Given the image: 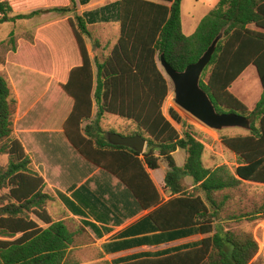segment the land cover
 <instances>
[{"label":"trees","instance_id":"1","mask_svg":"<svg viewBox=\"0 0 264 264\" xmlns=\"http://www.w3.org/2000/svg\"><path fill=\"white\" fill-rule=\"evenodd\" d=\"M182 1L119 0L88 13L86 19L78 12L77 0L28 13H15L10 0H0V24H16L47 10L68 15L82 58L61 86L74 100L64 122L68 139L84 158L121 180L143 208H152L132 235L157 231L170 232L171 237L193 231L206 235L196 247L120 264H250L259 251L258 241L251 231L226 226L221 212L228 201L236 202L245 181L264 184V0H219L190 35L182 29ZM96 20L119 21L118 39L103 59L91 57L87 46V38H93L89 22ZM222 30L224 37L204 69L201 85L219 112L252 118L249 132L221 138L237 155L239 165L234 167L225 163L207 166L206 147L190 125L173 107L169 115L183 125L182 132L164 114L163 104L171 89L158 65L164 54L175 69L184 70ZM15 34L13 29L9 39L14 52ZM0 61L4 64L6 58L0 56ZM250 65L256 67L262 85L253 108L231 90ZM18 104L7 74L0 72V155H8L7 165L0 168V188L8 189L0 202V264H80L72 257L75 233L49 212L47 206L54 197L44 191V178L33 169L31 155L15 136ZM94 109V124L83 131L82 124L92 119ZM106 113L136 125H122L120 133L143 135L147 141L143 152L109 141V133L117 130L112 125L108 129L101 126ZM96 128L101 133L92 131ZM179 148L186 154L181 166L173 156ZM161 159L169 166L164 180L169 191L166 200L147 171L158 168ZM188 176L192 184L186 182ZM247 216L264 219V202L249 212H231L229 217L241 220Z\"/></svg>","mask_w":264,"mask_h":264},{"label":"crops","instance_id":"2","mask_svg":"<svg viewBox=\"0 0 264 264\" xmlns=\"http://www.w3.org/2000/svg\"><path fill=\"white\" fill-rule=\"evenodd\" d=\"M94 1L89 0L87 3H82L77 0L79 13L86 19L89 18L88 13L98 11L103 6L119 0H97L96 3ZM114 22L119 23L114 20H96L89 22V25ZM250 27L255 28L254 25H250ZM87 46L90 52L88 42ZM81 63L82 61L76 58L75 62L67 66L68 79L71 69ZM250 66L235 81L243 80L245 90L248 86L247 77L243 79V76ZM56 73L57 71L51 78L57 82L56 87L62 89V84L68 79L67 81L60 80ZM235 82L231 87L232 91ZM235 94L246 99V104L249 101L250 104H247L249 108H253L261 97V95L255 98L254 96L247 97V95L243 97V95ZM60 96L59 94V98ZM61 98H56V102H61L58 107L60 110L62 105L64 111L56 118L52 117L51 121H48L49 113L47 114V111L44 110L47 107H37L40 106L38 99L33 102L32 106L22 113V116L19 115L22 117L19 118L20 120L26 119L29 122H20L19 128L18 125L15 126V136L21 140L26 151L31 155L33 169L44 178L46 182L44 191L54 197L47 206L49 212L55 220H64L75 233V243L72 249L76 243L77 248L82 250L91 246L96 254L93 261H104L103 264H120L140 258L162 257L200 245L206 235L199 231L174 237H171L170 232L162 233L160 231L150 232L147 236H144L146 234L132 235L133 230L147 218L152 208H143L132 191L121 180L88 161L72 145L65 133L64 122L72 111L74 100L65 92ZM35 114L39 115L40 119L37 120L32 116ZM95 114L96 109L93 111L91 120H84L83 131L88 124H94ZM34 120L35 122H33ZM125 123L126 120L122 117L106 113L101 121V126L108 129L112 125L120 133L122 125ZM174 125L176 126L175 123ZM92 131L97 134L101 133L98 128ZM173 156L177 164H179L178 159L181 165L184 164L185 151L179 148L173 152ZM233 156L235 166H238L237 155L233 153ZM162 164L160 160L158 168H147V171L161 198L166 200L169 198V191L165 188L164 180L169 166L166 163L162 168ZM187 181L192 184L193 178L188 176L186 177ZM80 264L88 263L80 262Z\"/></svg>","mask_w":264,"mask_h":264},{"label":"rangeland","instance_id":"3","mask_svg":"<svg viewBox=\"0 0 264 264\" xmlns=\"http://www.w3.org/2000/svg\"><path fill=\"white\" fill-rule=\"evenodd\" d=\"M10 1L14 7L15 13H28L40 7L46 9L55 5H65L68 4L70 0ZM95 1L94 3H96ZM218 1L219 0H183L182 28L185 33L192 34L201 19ZM61 17L63 18L62 20L59 19ZM67 17V15H60L47 10L40 16L19 20L16 24L10 21L0 24V42H4L0 45V56L6 58L4 64L0 61V72H5L7 74L13 87L14 94L19 102L18 110L15 115V126L18 125V128L20 122H29L26 119L20 120L19 118L37 99L38 101L40 100V106L37 107H47L44 110L47 111V114L49 113L50 117L48 121H51L53 119L52 117L56 118L64 111L62 105L59 110L58 106L61 102H56V98L62 99L61 97L62 95L64 96V90L63 88L59 89L56 87L57 82L55 80L53 81L51 76L57 71L56 74L60 80L67 81L69 74L67 66L75 62L76 58L82 61L75 36L69 26ZM89 26L93 34L92 39L87 38V42L91 49L90 55L91 57L98 55V57L103 59L111 52L112 47L118 39L119 23H99ZM13 29L16 30L15 38L17 50L15 52L12 50L13 44L9 42L10 32ZM31 35L35 36L34 40H30ZM94 38L99 39V44ZM158 65L164 72L159 58ZM209 73L210 69L204 74V80L208 78ZM165 76L169 80L171 90L163 104L164 114L172 119L169 115V108L173 107L180 113L183 120L190 125V129L206 147L205 164L207 166L213 167L225 163L230 167H234L236 163L233 153L230 152L231 150L222 142L221 138L227 135L234 136L245 134L249 131L240 127L224 128L222 130L208 127L177 105L174 100L172 82L166 74ZM243 77V79L247 77V90L244 89V81L240 79L235 82L233 91L243 95V97L246 95L247 97H259L262 93V86L255 66L251 65ZM59 94L61 95L60 98ZM240 98L246 102V99ZM247 104H250V102L247 101ZM32 116L37 120L40 119L37 114ZM33 122H35V120ZM174 123L179 131L182 132L184 129L183 125L175 121ZM124 125H128L130 128H136V125L132 123L129 124L127 121ZM178 161V165H181L179 159ZM161 162L163 163L161 167L164 168L167 162L163 159H161ZM7 163L8 155H0V168L6 166ZM189 181H187L188 184H190ZM246 183L247 184L242 186V191L239 198H236V202L228 201L226 209L221 212V217L226 226L236 230L245 229L254 234L259 243V251L251 264H264V219L252 220L251 217L247 216V218L239 220L229 217L231 212H249L255 207H260L264 202V184ZM7 193V188H0V202L6 198ZM94 252L95 250L93 247H86L85 250H82L81 248H77L76 243L72 252V257L80 262H87L88 264H103L104 261H93L94 256H96Z\"/></svg>","mask_w":264,"mask_h":264},{"label":"water","instance_id":"4","mask_svg":"<svg viewBox=\"0 0 264 264\" xmlns=\"http://www.w3.org/2000/svg\"><path fill=\"white\" fill-rule=\"evenodd\" d=\"M224 37L222 30L211 45L196 62L188 64L184 70L175 69L165 58L160 56V63L173 85L174 100L178 106L192 114L202 123L216 130L240 127L248 131L252 128V118L237 112H219L210 95L201 85L204 69L216 51L219 41ZM109 141L143 152L147 146L146 138L141 134L123 135L118 132L109 133Z\"/></svg>","mask_w":264,"mask_h":264}]
</instances>
